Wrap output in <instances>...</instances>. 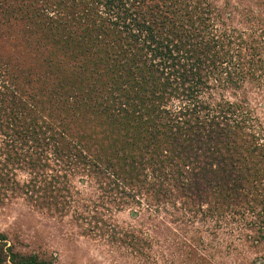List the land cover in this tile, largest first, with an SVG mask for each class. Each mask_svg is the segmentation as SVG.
Wrapping results in <instances>:
<instances>
[{"label":"trees","instance_id":"trees-1","mask_svg":"<svg viewBox=\"0 0 264 264\" xmlns=\"http://www.w3.org/2000/svg\"><path fill=\"white\" fill-rule=\"evenodd\" d=\"M9 183L143 261L180 223L263 239L264 0H0ZM4 263L53 264L0 234Z\"/></svg>","mask_w":264,"mask_h":264},{"label":"rangeland","instance_id":"rangeland-1","mask_svg":"<svg viewBox=\"0 0 264 264\" xmlns=\"http://www.w3.org/2000/svg\"><path fill=\"white\" fill-rule=\"evenodd\" d=\"M10 179L22 185L29 175L16 170ZM75 185L78 190L84 188L78 182ZM20 188L11 183L5 190L0 188V234L15 250L43 253L53 264H169L165 261L168 256L162 258L155 251L167 250L156 246H172L162 242L160 237L154 235L159 242L152 246L154 260L137 259L126 247L110 244L99 236L81 234L79 222L74 221L70 210L65 207L54 210L46 201L30 202ZM113 217L121 227L139 226L128 210ZM226 223L229 225H224L223 221L218 227L178 224V245H175L178 258L173 257L172 264H264V238L240 228L236 222Z\"/></svg>","mask_w":264,"mask_h":264}]
</instances>
